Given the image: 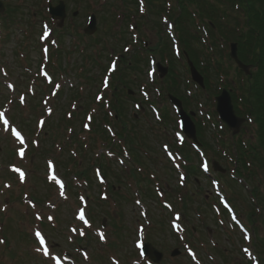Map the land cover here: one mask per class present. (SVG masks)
<instances>
[{"label": "rangeland", "instance_id": "374dc122", "mask_svg": "<svg viewBox=\"0 0 264 264\" xmlns=\"http://www.w3.org/2000/svg\"><path fill=\"white\" fill-rule=\"evenodd\" d=\"M4 1L7 4L16 3L19 8L15 12L16 23L12 26L13 28L10 30L4 29L3 24L2 35L4 36V39L0 43V67L5 66L10 75V78H5L0 69V93L2 90H5V94H0V113H3V115L0 116V162L9 164L15 163L16 168L24 172L25 181L21 182V180L17 179V181L13 182V188L6 192H10L9 199H7L6 203L9 205L8 208L12 207L10 213L16 218V224L19 229L17 228L15 232L11 231L9 233L7 232L6 235L4 234L6 238L11 239L15 248L13 247L14 250L12 252L0 245L1 260L5 261L7 264H52L51 260H45L43 256L41 257L36 254L34 251L35 247L33 248L29 245L31 241L23 236L25 234H32L34 229L36 230V228H40L36 227L38 220L35 217V213H40V216H42V219L46 223L45 227L41 224L40 226L45 231L44 233L46 236L50 239L52 253L54 256H60L65 264H114L111 261V257L113 256L117 259L115 264H131V260L139 258L137 251L135 250V241L137 239L140 240V237H138V226L141 224H147V220H149L150 225H148L147 228L145 227V230L141 231V234L145 235V237L148 236L147 242L151 243L157 251H161L162 262L164 264H251L248 259L249 257L253 258V264H264V171H258L259 175L252 179L255 191L258 192V197H261V202L263 204L262 208L260 207L257 209L255 201L251 199L252 196L248 192V189L240 188L232 183L234 186L233 190L238 193V200L233 201L232 203L235 204L245 225L251 231V239L244 238V235L239 228H233L229 220H225L224 222L220 221L218 216L214 213L213 208H204L201 202L199 205L201 204L203 206L204 212L201 211V206H199L197 212L195 210L191 211L190 215L186 218L184 211L180 208L181 201L179 198L172 199L167 196L168 201L173 206L172 209L169 207L164 208L163 201L167 200L165 198H161L159 201H150L141 197L140 199L142 200L143 205L147 206L149 211V216L145 217L146 209L143 208L141 204H136L134 201L137 198V188L135 185H128V179L125 176L129 167L137 168L140 165L131 160V158H127L124 154H119L124 159V163L122 164L116 159V157L110 156L112 166L116 171V178L109 177L107 179L108 186H104L103 189L101 186L97 185H92L90 188L87 183H84L81 180L86 188L85 192V189H83V186L79 183L80 179L78 180L76 177L72 176V171L76 169L77 165L75 164H77V162L75 163L74 160L70 158L69 154H74V156H76L79 148L77 149L73 143L77 142L78 138H80L84 144L89 145L85 157H83V155L81 157L77 156L82 163L81 167H87L90 169L93 165L98 166L99 162L97 159L99 155L102 152L103 155L108 154L110 149L105 147L108 142L103 143L102 141L107 140L94 135L93 131L95 127H93V130L90 133L88 132V129L85 128L86 110L89 112H93L92 110L94 108L100 110L99 104L95 102V106L93 105L92 108L89 106L90 101L88 100L94 99L98 92L103 93L106 91V97L111 93L112 87L111 89L108 88L105 90L104 86L101 85L105 81H110L108 78H103L110 61L114 59V57L119 56L118 64L122 67L125 60V58L122 57V53H136L138 44L143 42L144 45V40L148 42L149 47L153 48V55L160 58V55L158 54L159 51L154 50V47L160 50L161 41L160 35L157 32L159 22H156V17L154 16V21L148 22L146 25L142 24L143 27L141 30H139V27L136 25L139 21L133 18L128 24V28L131 27L128 30L125 27L126 15L134 14L132 12L136 10L132 1H130V4L123 5L121 0H116V2L114 0H109L107 3H105L104 0H63L67 4L68 14L72 15V13L78 11V15L74 17V20L69 19V21L67 20L65 24L61 26V28H68L65 32L67 36L64 37L65 39H63V41L59 39L60 49L58 51L53 50V55L49 62L51 69H54H52L51 72L54 78L57 79L56 81L60 82L61 87L58 89V98L52 102L54 105L51 114L52 117L47 120L46 127L41 132L37 127L36 129L33 127H35L36 122L40 118L46 116V106L45 108L41 107L33 116L29 113H32L33 111L28 107H34V104L42 97L39 91H43V89L39 90L35 87L36 94L34 95L28 84L35 72L40 74L42 63L47 62V60L42 57L40 51L41 44L39 41L42 31V21H50V17L47 13L48 4L46 3V0ZM55 1L56 0H54V2ZM58 1L59 0H57V2ZM28 4H36L37 14L34 17L27 18L28 12L34 11V9L27 6ZM45 6L46 11L44 9ZM103 12L104 14H101ZM94 13L97 15V30L93 34L87 35L84 30L88 25V17ZM103 17L106 18L103 19ZM16 25L19 28L18 30ZM133 26L134 28L137 27L134 32L138 33L140 37L138 44L135 43L132 37L133 32L131 31L134 30ZM163 26L166 28L164 23ZM56 28H58V24H56ZM24 31H26V36H21L24 35ZM126 41H130L128 42V45H131L128 52L124 48ZM25 46H28L26 51L30 56L28 59H25L24 64H22L18 53L20 55L21 52H24L23 48ZM257 48L258 45L255 49ZM56 53L59 55L54 56ZM175 57L178 59L177 68H182L180 59L177 55H175ZM246 59L249 58L246 57ZM54 61L60 64L61 67H57L54 64ZM254 61L255 60L251 61V63L255 64ZM28 62L31 64L30 66L27 65ZM158 62L160 61L157 59V63ZM22 65H24V68ZM27 67L30 68L29 70L31 73L26 71ZM148 68V61H143L139 70L130 73L129 77L133 79V84H128L130 87L127 88V91L129 89L133 90L134 95L138 97L139 92L136 84L141 81L142 84H148L147 91H150V95L160 97V93L157 91V82L151 84L148 81ZM259 71L258 67L254 66L248 70L247 77L254 78V76L256 77L259 74ZM237 78L238 76L235 77L236 80ZM239 79L240 78H238V80ZM243 79L245 80L244 77ZM8 80L14 81L17 85V92L14 96L13 93L6 94L8 88L5 84ZM250 80L252 79H249V81ZM112 82L114 85V75L112 76ZM260 82L264 84V80ZM165 86L168 88V82L165 83ZM1 87H3V89ZM189 89L191 90L192 95L198 98H194L196 104L201 102L205 106H208L207 104H209L211 109L215 110L216 102L214 100L209 101L206 95L198 93L192 85ZM48 92L49 91L47 90L43 96L45 97L50 94ZM23 95L26 97L25 101L27 102L25 106H20L12 102L11 99H17V97ZM239 96L243 98L241 94H239ZM165 98V103L162 102L161 99L158 100V102H155L159 107L162 106L163 110L169 109L170 111V124L167 127H159V129H157V132L161 137L163 136L164 138V135L167 136V140L166 138L163 139L158 137L159 135L157 137H152V132L148 129L147 147L149 148V156L151 157L152 153L153 157H151L149 161H145L150 166L154 161L159 162L162 178L170 181V183L164 185L161 184L163 191L167 195L169 189L174 191L175 187L178 186V179L169 174L168 169L163 166V160L167 159H165L166 153L162 143L168 142L171 146L172 144L170 143H172V140L176 137L175 131L179 129V127L177 113H175V109L170 101H168V98L166 96ZM239 101H241L240 106L243 107L245 102L242 101V99H239ZM197 107L198 106L194 107L193 105L187 106L189 111L193 110L199 113V116L194 117L196 121L199 120L202 115V112L198 110ZM129 108H131L130 105ZM146 108H148V106ZM204 108L203 110L206 112V109ZM74 110H76L75 113ZM70 112L74 115L73 119L68 115ZM82 113H84V119L82 117L81 121H79ZM76 114L78 117L77 119H75ZM65 118H67L69 122L66 121ZM5 119L9 121L8 125L10 124V126H13L24 133L26 144L20 145L19 147H25V156L21 159L19 156H12L9 159L7 158L10 156V149L12 147L18 149V144L11 136L10 132L5 130L8 129L7 125H4ZM58 120H61L62 123H57ZM126 120L128 121V119ZM145 120L147 126H152V123L155 121L159 122L153 112L151 117ZM250 122L251 124H244V121L241 123L240 128L243 127L244 131L238 137L239 140L242 138L243 140L248 141L250 138H255V133H259L258 126L261 123L259 121L256 122L254 117L250 119ZM61 125L64 126V128H62ZM29 126L33 128L31 135L27 130ZM50 126H52L54 131L57 129L58 134L56 137L46 136L50 131ZM213 129L216 128L213 126ZM71 131H74V134L70 139ZM35 133H37L36 141H38V143H35L36 146L33 144V140L30 139L34 137ZM168 139H171V142ZM26 146H28L27 149ZM47 148H49V151L45 152ZM110 154L113 155L112 153ZM209 155L211 156L210 152ZM47 160L48 162H52L54 166L53 168H49ZM217 160L219 163H221V161L224 162L220 157L217 158ZM67 161L75 163L74 165L70 163V165L66 167L68 168V171H71L70 176L67 175L66 169L64 168V163ZM106 161L109 160L105 158L102 160V162ZM224 164L225 163H222V165ZM53 174L65 181V184L68 178H71L72 187L74 186V189L71 187V195L68 193L69 189L67 190V186H65L64 189L65 195L62 197L60 195L61 189L59 184L56 183L57 185L54 187L50 184L48 185L47 181L46 184L44 183L45 180ZM91 174L94 178L95 170H93ZM118 175H121L122 178L120 177V179H118ZM7 177L8 176L3 168L0 173V180H6ZM243 178L240 181L241 184L244 180ZM197 180L201 183V186H203V184L205 185V188L202 190L206 191L208 196H211L210 199L213 196L217 197V191H215L213 184L207 183L202 176ZM109 181L115 185V190L121 194L119 195V198L110 192L109 189L112 184L110 185ZM186 183L187 186L190 183L191 187L188 188L189 190H192L193 192H202L199 187H196L195 181L188 179ZM248 185L250 189H254V186H252L251 183L248 182ZM88 188L90 189L88 190ZM105 191L110 195L108 203H105L101 199V193ZM82 193H85L90 197V208L92 206L98 208L95 206V204L98 203L101 208L104 207L106 210L107 214L106 212H102L100 219H96L98 224L95 223L93 228L95 230L101 228V222L105 221V224H107V238L109 241H114L113 243H115L116 240H118V246L113 247L115 250L109 249L108 243L100 244L96 239H93V244L89 245L86 242L82 244L76 242L75 239L77 233L71 231L70 226L81 224L80 221L75 219L74 214H76L78 207L79 209H86L84 206H81L77 200V198L79 199V197H81ZM33 197L37 203L34 207L30 204L33 203ZM65 197H68V201L64 202L58 200L59 202L57 203V199ZM83 198V201L87 202L84 195ZM115 200H117V203L114 202ZM48 201L58 205V225L56 227L47 224V215L51 214V211L46 207V202ZM98 201H100L101 204ZM212 202H214V200ZM182 204L184 205V203ZM218 207L221 206L218 204ZM237 209L233 207L235 215L239 216ZM253 211H256L257 214H255L254 223H250L247 219V215L252 214ZM176 213H181L180 221L185 228H194V236L192 237L191 242L187 240L186 235L188 234L182 233L183 230L179 232L180 224L177 217H180V215H176ZM71 215L73 219L72 221L70 219ZM23 222H25V224ZM119 225H122L120 230L118 228ZM117 228L118 230H116ZM20 229L23 230L22 233H20ZM55 244L57 245L56 247ZM247 246L252 249L251 252ZM175 248H179L180 253L177 256H172L171 252ZM253 251L255 253H253ZM51 257L52 256L49 253L48 258Z\"/></svg>", "mask_w": 264, "mask_h": 264}, {"label": "trees", "instance_id": "16d2710c", "mask_svg": "<svg viewBox=\"0 0 264 264\" xmlns=\"http://www.w3.org/2000/svg\"><path fill=\"white\" fill-rule=\"evenodd\" d=\"M145 1L147 8L145 18L152 16H158L159 18V16L165 14L167 17L176 18L177 30L183 47L182 55L184 57L187 55L199 71L206 76V84L208 77L214 76L218 79L219 72L229 74V71H224L223 68L227 65L225 50L230 41H238L240 54L245 62L255 60L253 66L258 67L260 70L256 76L258 78L255 76L254 78L246 77V86L234 87L233 101L237 113H240V101L237 92L241 90L247 104V111L256 119V122L261 123L258 126L259 133L256 141L249 142L248 146L246 148L242 147V149L245 148L244 152L247 154V159L250 157L256 158L260 165H264V84L260 82L264 80V0ZM171 1L172 4L168 6ZM135 5L138 8L139 4ZM194 15L198 16L200 22L206 27L212 45L208 47L205 45L204 41L206 39L200 30V26L196 24ZM161 33H163V30H161ZM161 38L160 57L162 58L165 54L169 56L172 76L176 67L174 63L177 59L171 53L169 38L164 34ZM257 45L258 48L255 49ZM246 57L249 59H246ZM180 76L183 78V73ZM249 79L252 80L249 81ZM206 88L209 89V86ZM170 92L172 93V91L168 93ZM71 157L74 159L72 155ZM239 169L240 167L237 168V172ZM75 172L77 174L78 170ZM79 174L83 175L81 172ZM0 223L3 225V235H6L7 232H15L17 229L13 219L9 216L1 215ZM23 236L30 240L27 234ZM91 238L92 235L89 234L86 238L88 244L91 243ZM79 239L80 243L86 241L82 238ZM8 240L11 241V239Z\"/></svg>", "mask_w": 264, "mask_h": 264}, {"label": "flooded vegetation", "instance_id": "af4514ba", "mask_svg": "<svg viewBox=\"0 0 264 264\" xmlns=\"http://www.w3.org/2000/svg\"><path fill=\"white\" fill-rule=\"evenodd\" d=\"M128 66L124 65V68L121 69V75L120 78L117 79L118 84L115 86V90L117 92V94L119 96H117V100L118 102H125L126 103V109H122V111L126 114V123L127 125H122L123 129H126L129 136L131 137L132 140L137 141L138 143H134L132 142L131 145L134 148H138V146L142 144L143 148L148 149L147 147V141H148V137H147V131L149 129V125H146V120L145 119H149V112L151 110V106L153 107V104H151V101H156L158 102V100H160L162 97H157L152 96V95H148L147 91H143L145 92V96L144 95H140V88L142 86H145L146 84H142V82H137L136 86L138 88V92L139 95L138 97L134 95V91L129 89L127 91V88H129L130 86L128 85L133 84V79L129 77L130 72L129 70H135L137 71V69H132L131 67V63L130 66L128 67V72L126 74V80L122 81V83H120L121 81V77L123 76L126 68ZM119 72V70L117 69L115 71V73L117 74ZM118 76V75H117ZM122 88H121V87ZM132 91V94L130 93ZM125 93H128L125 95ZM149 93V92H148ZM139 104V107L137 106ZM129 105L131 106V108H129ZM148 106V108H146ZM157 137L155 134L152 135V137ZM160 137V136H158ZM161 138V137H160ZM139 144V145H138ZM191 147L193 148V145L190 144ZM141 146V147H142ZM160 161V160H159ZM194 194H196V192L194 191Z\"/></svg>", "mask_w": 264, "mask_h": 264}, {"label": "water", "instance_id": "95a60500", "mask_svg": "<svg viewBox=\"0 0 264 264\" xmlns=\"http://www.w3.org/2000/svg\"><path fill=\"white\" fill-rule=\"evenodd\" d=\"M51 13L55 18H59L62 21H64L66 17V8L65 3L62 1L58 6L51 7L50 8ZM95 19L91 23L90 31L92 32L95 28ZM93 28V29H92ZM231 56L238 62L239 66L242 67L244 70L248 71V67L241 62V60L238 57V50H237V44L234 43L231 46ZM192 67V73L193 78L197 82L203 84V79L196 70V68L191 64ZM173 101L180 106V114L182 117V120L184 122V131L185 133L194 139H196V131L195 126L193 122L191 121V118L188 116V114L182 109L181 102L178 99L173 98ZM218 105L217 109L220 113L222 119L229 125V127L233 130L234 133H237L240 129V125L243 122V119L238 117L236 115V112L234 110V106L232 104L231 95L227 90H224L223 93L217 97ZM146 252L149 254V256L154 259L157 262L161 261L162 255L157 253L156 250L150 245L147 244L146 246ZM177 252L173 253V255H176Z\"/></svg>", "mask_w": 264, "mask_h": 264}, {"label": "snow or ice", "instance_id": "6c2138e0", "mask_svg": "<svg viewBox=\"0 0 264 264\" xmlns=\"http://www.w3.org/2000/svg\"><path fill=\"white\" fill-rule=\"evenodd\" d=\"M141 11H143V8H141ZM45 27H46V26H45ZM45 36H47V32H45ZM44 51L47 52V49H44ZM44 75L47 76V73H44ZM49 82L51 83V80H50V79H49ZM105 86H107V81H105ZM54 87H55L56 89H59V88L61 87V85H60V84H55ZM53 94L55 95V93H53ZM98 99H100V97H98ZM22 100H23V98H22ZM48 111H49V114H50V113H51V109H49ZM2 115H3V113H0V116H2ZM88 120H89V121L91 120V116L88 117ZM8 123H9V121L5 119V120H4V125H8ZM40 123H41V125H43L44 122L41 121ZM85 128H89V125H88L87 123L85 124ZM5 130H7V129H5ZM11 131H12V134H13V135L19 140V143H20L21 145H25V144H26V139H25V137L21 134L20 131L16 130L15 128H13ZM165 147H167V146H165ZM19 155H20L21 158H23V157L25 156V147H20V149H19ZM121 163H123V161H121ZM48 164H49V168H50V169L54 167L51 161H49ZM14 171L20 172L21 182H23L24 179H25V174H24V172L20 171V169H18V168H15ZM49 179H50L51 181H54L55 183L59 184L60 189H61L60 195L63 197V196L65 195V194H64V188H65V184H64V182L61 181V180H59L55 174L50 175V176H49ZM5 186L8 187V185H5ZM65 198H66V197H65ZM80 199L83 200L84 198L81 197ZM137 203H139V201H137ZM33 207H34V205H33ZM178 218H179V217H177V219H178ZM36 219H37V220L42 219V217L40 216V214H37V215H36ZM48 219H49V220H52L53 218H52L51 216H49ZM78 219L84 221L86 224L88 223V221L85 219V212H84V209H83V208L79 209V212H78ZM72 231H75V229H73ZM34 234H35V236L38 238V240H39V244H40V245H45V246L43 247V249H41V248H37V249H35V250H36L37 252H41V251H42V252H43V255H44L45 257H48V256H49V248H48V246H46L45 237L41 234V232H40L39 230L35 231ZM83 234H84V233L81 232V235H83ZM100 238H101V240H104V239H105L103 233L100 234ZM2 243H4V241H3V240H0V244H2ZM85 258H87V257H85ZM56 264H59V259H56Z\"/></svg>", "mask_w": 264, "mask_h": 264}]
</instances>
